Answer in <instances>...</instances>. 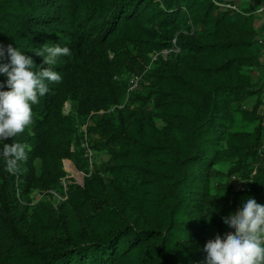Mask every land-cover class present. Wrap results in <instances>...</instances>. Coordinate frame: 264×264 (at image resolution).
Returning a JSON list of instances; mask_svg holds the SVG:
<instances>
[{"label":"trees","instance_id":"obj_1","mask_svg":"<svg viewBox=\"0 0 264 264\" xmlns=\"http://www.w3.org/2000/svg\"><path fill=\"white\" fill-rule=\"evenodd\" d=\"M261 4L0 0V43L33 71L48 66L32 49L71 50L31 126L4 141L28 148L15 174L0 159V264H205L223 218L264 205ZM64 160L80 182L63 187ZM52 191L66 198L35 200Z\"/></svg>","mask_w":264,"mask_h":264},{"label":"clouds","instance_id":"obj_2","mask_svg":"<svg viewBox=\"0 0 264 264\" xmlns=\"http://www.w3.org/2000/svg\"><path fill=\"white\" fill-rule=\"evenodd\" d=\"M32 51L42 57L47 68L33 71L34 62L29 56L12 45L0 43V61H9L0 63V75L7 77L6 84L0 83V88L9 89L0 91V144L3 145L0 159L4 160L5 171L11 174L20 170L21 162L27 161L28 146L4 141H13L31 126L32 106L49 92L50 84L62 80L53 66L60 57L71 55L67 46L50 43ZM223 223L231 231L205 243V264H264V205L247 198L239 210L223 218Z\"/></svg>","mask_w":264,"mask_h":264},{"label":"rangeland","instance_id":"obj_3","mask_svg":"<svg viewBox=\"0 0 264 264\" xmlns=\"http://www.w3.org/2000/svg\"><path fill=\"white\" fill-rule=\"evenodd\" d=\"M262 2H264V0H262ZM262 14H263V13H262ZM263 20H264V18L262 17V18L259 20V22L262 23ZM170 51L178 52L177 49L172 48L171 50H164V51H162L161 53H168V52H170ZM155 54H157V53H155ZM155 54H154L153 56H156ZM153 56H152V57H153ZM253 73H254V74H253L254 78H255L256 80H259V79H258L259 76H258L257 71H254ZM130 80H131V79H130ZM254 101H255L254 99L251 100V102H249V104L251 105ZM69 111H70V105H69V103H66V105L64 106V113H65V114H68ZM260 111H261V115L264 117V107H262V109H260ZM263 124H264V118H263ZM66 161H67V160H64V161H63V170L66 172V176H65V178H64V180H63V183H62V184H63V187H65V186L69 183V181H70L71 178L75 179L77 182H80V181H81L80 178L83 176V173H82L81 171H79L78 169H76V167L74 166L73 163H72V164H73L74 168L76 169L77 173H76V171H75V173H72V172L68 171V169H67L66 166H72V165H71L70 163H66ZM65 163H66V165H65ZM73 166H72V167H73ZM227 166H228L227 164L220 165V166H219V169L225 172V171L227 170ZM234 180H235V178L232 177V181H234ZM234 182H235L234 184H235L237 187L239 186V190H241V189H242V184H243L244 182L242 181V183H241V182H238V180H235ZM241 191H242V190H241ZM52 192H53V191H52ZM50 195H52V196H50ZM34 197H35V200H39L40 198L45 197L46 199H48V200H50V201H52V202L54 203V198H55V199H58V200L61 201L63 195H60V193H56V192H53V193H51V194H49V193H48V194H45V193H42V192H37V193L35 192Z\"/></svg>","mask_w":264,"mask_h":264},{"label":"built area","instance_id":"obj_4","mask_svg":"<svg viewBox=\"0 0 264 264\" xmlns=\"http://www.w3.org/2000/svg\"><path fill=\"white\" fill-rule=\"evenodd\" d=\"M257 12H260V13L264 12V2H262L261 6H260V8H259V10H258ZM155 57H156V56H153L152 61L155 60ZM140 79H141L140 76H133V77L131 78V80H130V85H131V86H130L129 89L131 90V89L135 88L136 85H137V83H138V81H139ZM263 126H264V124H263ZM84 130H85V129H84ZM82 147H86V144H85V143L82 144ZM91 156H92V151H91L90 149L87 148V151H86V157L89 158V161H91ZM66 163H70V164L73 166V164H72V162H71L70 160H67ZM66 163H65V165H66ZM66 167H67V166H66ZM73 168H74V166H73ZM74 170L76 171L75 168H74ZM76 173H77V171H76ZM80 179H81V178H80ZM244 187H246V186H245L244 184H242V189H241V190H243ZM65 198H66V197L64 196V197H62L61 200H64Z\"/></svg>","mask_w":264,"mask_h":264},{"label":"bare ground","instance_id":"obj_5","mask_svg":"<svg viewBox=\"0 0 264 264\" xmlns=\"http://www.w3.org/2000/svg\"><path fill=\"white\" fill-rule=\"evenodd\" d=\"M68 171L75 173V170L72 166H67Z\"/></svg>","mask_w":264,"mask_h":264}]
</instances>
